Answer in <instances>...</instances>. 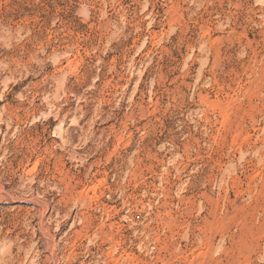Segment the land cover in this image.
<instances>
[{"label": "rangeland", "instance_id": "obj_1", "mask_svg": "<svg viewBox=\"0 0 264 264\" xmlns=\"http://www.w3.org/2000/svg\"><path fill=\"white\" fill-rule=\"evenodd\" d=\"M0 264H264V0H0Z\"/></svg>", "mask_w": 264, "mask_h": 264}]
</instances>
